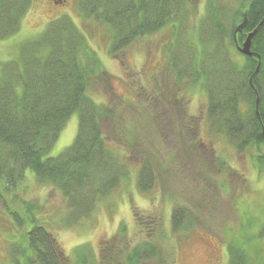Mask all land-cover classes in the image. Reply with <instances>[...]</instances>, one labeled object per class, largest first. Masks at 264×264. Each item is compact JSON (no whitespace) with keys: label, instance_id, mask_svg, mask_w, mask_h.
I'll return each mask as SVG.
<instances>
[{"label":"rangeland","instance_id":"obj_1","mask_svg":"<svg viewBox=\"0 0 264 264\" xmlns=\"http://www.w3.org/2000/svg\"><path fill=\"white\" fill-rule=\"evenodd\" d=\"M187 1L185 14L180 11L167 25L139 36L116 55L107 51L111 42L109 30L95 20L84 18L79 0H30L19 29L5 39L0 38L1 65L16 58L22 41L39 37L48 22L67 14L112 74L110 91H97L94 101L116 107L115 111L125 118L124 123L134 126L138 133L134 138L140 150L137 158L146 155L154 158L157 173L155 186L146 194L139 191L136 174L131 172L109 196L96 201L86 218L74 223L67 198L58 187L40 183L27 170L21 182L2 191L0 264H10L12 245H21L26 250L25 234L32 225L28 214L51 232L61 255H66L62 256L64 264H76L75 257L70 255L78 245L91 247L97 256L100 242L114 237L121 221L128 228L127 238L135 243L142 236L136 235L132 206L156 217V224L148 226L156 234L152 242L160 246L162 264H236L231 261L232 245L247 255L248 264L264 262V166L256 162V156L264 153V146L236 149L218 130L217 122L208 116L209 100L202 80L193 82V77L188 75L182 79L175 77L170 66L175 51L184 54L185 63L191 57L196 59L197 69L199 65L203 69L215 66L228 69L230 59L241 64L244 56L234 44L230 45L225 33L232 18H238L250 0ZM14 10L17 16L24 8L17 4ZM210 20H219L224 36L220 30H213ZM175 103L179 105L176 110L171 108ZM241 109L245 111L246 107L243 105ZM192 114L200 121V140L213 149L215 161L210 155L205 157L202 147L190 149L189 135L181 123ZM101 123L110 138L112 121L103 118ZM77 129L78 114L73 112L49 156L69 146ZM111 145L116 146L120 156L131 155L126 147ZM188 153L199 164L197 168L192 167ZM2 187L0 183V190ZM176 201L192 208L193 226L183 225L178 231L173 230L171 211ZM26 204L32 205L33 212L26 213ZM14 211L24 220L22 226L12 219Z\"/></svg>","mask_w":264,"mask_h":264},{"label":"trees","instance_id":"obj_2","mask_svg":"<svg viewBox=\"0 0 264 264\" xmlns=\"http://www.w3.org/2000/svg\"><path fill=\"white\" fill-rule=\"evenodd\" d=\"M29 2L0 0V38L5 39L19 29ZM187 2L79 0V8L84 18L106 26L111 39L107 51L116 55L139 36L156 32L167 25L170 19L178 17L180 11L185 14ZM17 4L24 10L14 16ZM243 15L246 16V24L241 32L236 33L238 44L262 18L263 23L251 39L250 49L254 55L242 54L244 60L241 64L230 59L228 69L216 66L203 69L200 65L197 69L196 59L191 57L185 63L182 61L183 58L186 60L184 54L181 56L176 51L170 62L175 77L182 79L188 75L193 77V82L202 80L209 100V118L217 122L218 130L238 150L257 148L259 144L264 146V0H250L238 18H232L231 26L225 33L231 46H236L233 29ZM48 23L39 37L27 38L20 43L15 59L0 65V183L3 185L0 198L2 191L15 187L30 170L40 183L58 187L67 198L72 222L76 223L86 218L94 210L96 201L109 196L131 172L136 174L139 191L149 193L156 184V162L147 155L137 158L136 153L140 150L134 137L138 133L133 125L124 123L126 120L115 111L116 107L94 101L97 91H110L112 74L104 68L79 26L67 14ZM209 24L224 36L219 20H210ZM257 55L260 56V65L255 71ZM219 71L223 73H217ZM249 79L254 87L249 85ZM257 95L258 113L255 112ZM174 105L172 109L179 108L177 103ZM243 105L245 111L241 109ZM73 112L78 114V129L72 143L59 154L49 156L52 145ZM103 118L112 121L110 138L102 128ZM192 119L199 120L195 116L191 119L186 117L181 123L187 129L190 149L202 147L205 157L210 155L209 158L215 161L213 149L197 135L191 134L195 131L190 129ZM113 143L126 147L131 155L120 156L116 146L111 145ZM186 156L192 167L199 166L191 154ZM256 162L258 166H264V153L256 156ZM25 209L29 213L34 208L26 204ZM171 212L173 230L178 231L183 225L193 226L195 217L187 204L180 205L176 201ZM132 214L136 235L141 238L135 243L130 242L128 228L121 221L116 235L100 242L97 256L89 246L88 250L85 245L74 247L70 256L75 257L76 264H147L150 261L153 264V260L155 264H162L160 246L152 242V236L156 234L148 226L156 224V217L135 206H132ZM11 215L16 225H23L24 220L17 212ZM28 217L32 225L25 234L27 248L12 245L9 250L10 264H64L61 250L51 232L35 222L30 214ZM145 228L148 231H144ZM160 233L164 234L163 231ZM229 250L237 255L233 259L232 253V262L248 264L247 255L236 245Z\"/></svg>","mask_w":264,"mask_h":264},{"label":"water","instance_id":"obj_3","mask_svg":"<svg viewBox=\"0 0 264 264\" xmlns=\"http://www.w3.org/2000/svg\"><path fill=\"white\" fill-rule=\"evenodd\" d=\"M263 21V18L262 20L259 21V24L254 27L251 31L247 32L248 34L246 35L245 39L242 41V45L241 46H237V49L238 51L241 53V54H245V55H248V56H253L254 55V52L251 51L250 47H251V39L253 37V35L255 34V31L257 30V28L262 25V22ZM246 22V16H243V18L241 19V22H239L235 28L233 29V38H234V41L236 42V33L237 32H241L242 31V28L245 26V23ZM257 58H258V65L255 69V71L259 68V61H260V56L257 55ZM249 85H251L252 87H254V85H252V82H251V79H249ZM258 95L256 96V99H255V111L256 113H258ZM262 136L264 137V129L262 128Z\"/></svg>","mask_w":264,"mask_h":264},{"label":"flooded vegetation","instance_id":"obj_4","mask_svg":"<svg viewBox=\"0 0 264 264\" xmlns=\"http://www.w3.org/2000/svg\"><path fill=\"white\" fill-rule=\"evenodd\" d=\"M243 16H245V15H243ZM235 44H236V48H237V46H241V45H242L241 43L238 44V43H236V42H235ZM191 116L194 117L195 114H194V115L192 114ZM193 117H190V119L193 118ZM195 123L197 124L196 126H195ZM190 124L193 125V126H195V127L190 126V129H192V128L195 129V131L192 129L193 131L191 132V134H192L193 136H194V135H197V136L200 138V133H201V131H200V129H199L200 121H199V120L197 121V119L193 121V119H192V122H191Z\"/></svg>","mask_w":264,"mask_h":264}]
</instances>
